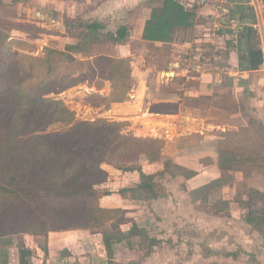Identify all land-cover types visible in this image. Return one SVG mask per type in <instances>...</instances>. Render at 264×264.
<instances>
[{"label": "rangeland", "instance_id": "obj_1", "mask_svg": "<svg viewBox=\"0 0 264 264\" xmlns=\"http://www.w3.org/2000/svg\"><path fill=\"white\" fill-rule=\"evenodd\" d=\"M17 1H22L23 6L28 5V9L31 10L25 9V11H22V7H14V4L18 3ZM229 1L231 0H224L223 4L227 6ZM240 3L249 9L247 13L249 16L251 15L250 20L253 17L256 18L253 22L255 24L252 25L254 34L251 37V49L247 47L246 37L241 35L244 34L245 30L234 37L230 35L231 40L226 41L224 45L223 43H216L218 50L221 49V53L224 51L223 59L215 62V67L217 66L219 70L224 72L216 81L219 85L217 91H213L214 94L209 96L182 95L180 101L183 104L177 112L178 114L181 112L189 114V117H205V120L212 125L211 129H208V134L209 136H215L214 143L217 144L216 147L237 154L234 161L228 156L225 157L226 163L231 164L230 168H219L221 172L218 169L211 172V170L209 171L211 168H207L211 160L208 157L186 160L180 159L179 156V159H176L177 156L174 153L172 154L174 146L171 147L170 144L166 146L165 139L159 136L171 137L180 134L181 130L186 132L190 129L185 127H182V129L175 124L176 128L171 130L167 124H163L162 127L151 128L144 123V113L149 110L147 108L143 109V107L146 106V103L151 102L154 95L153 90H156V93L159 91L160 97L164 98L170 97L175 87V84L169 83L166 77L172 76L171 71L176 65L174 55V53H177L176 47L171 50L164 49V47L156 49L155 46L147 42H140L139 39L132 40L134 46L132 51L136 57L128 56V61L133 66V70L135 69L136 72L138 66L141 68L151 67L152 69V72L148 75L149 88L143 86L139 92V98L141 99L133 97L134 92L139 90V86L143 82L139 76L132 75L130 89L123 101H111L110 97L117 93V89L113 87L110 79H102L92 70L87 71L88 78L86 80L60 92L47 94L63 99L66 105L75 111L76 119L95 120L105 118L112 121H122L124 122L123 132L137 137L159 138L162 142V148L157 161H162L161 164H164L163 170H165V162L169 163L175 160L188 163L200 170L204 167L202 171L205 173L190 182L189 180L184 181L182 177L176 176V178L169 174L163 175L161 180L157 182L156 187L159 197H156L151 191H145L144 194L141 193L142 195L134 192L131 194L133 198L131 200H142V197H145L144 200L148 203L133 209L120 208V211L110 218L114 220L113 224H119L130 217L133 218V215L127 214L144 213V215L153 216L155 225L150 227L155 226L156 229H151L150 234L149 231L145 232L143 230L139 237H145L142 241L146 242L152 238H150L151 235H156V232H158L161 240H172L174 242L170 244L172 247L165 245L167 246L165 248H173L172 250L165 249L166 253L160 255L164 264H183L185 261H190L187 264H264L263 219L259 223L249 221L253 212L255 215L264 216V43L256 10L253 9V1L241 0ZM259 3L262 9L264 26V10L260 0ZM248 6L251 7L248 8ZM41 9L40 0H8L6 2L0 0V18L33 22L43 28V30H39L32 35H27V33L18 30L11 32L12 36L25 39L32 45V47L27 48L15 47L20 52L31 54L39 59L46 56V47L62 50L67 43L80 41L83 50L77 53L73 52L75 58L87 60V58H92L97 54L121 56L118 55L120 52L115 41L109 39L108 36L104 37L107 34L106 30L100 31L101 35L98 33L95 36L89 34L88 38L84 39L69 36L66 31L60 29L61 24L59 23V21L65 22L66 16L61 14L58 16L57 12L51 10L52 12H49L54 20H49L39 13ZM238 9H234L235 15L232 10L230 14L237 18V23L242 24L246 22L247 18L241 19L242 15L239 12L240 9ZM76 28L82 30L79 27ZM208 30L205 29V31L196 32L194 35L189 36L191 38L189 42L193 45H189L185 51L187 50L188 54H192V51L199 52L206 58L201 56V60L196 59L194 67H191L192 71L197 72L202 69L204 62L210 65L211 57L213 58V54L216 52L217 46L208 43L210 39V31ZM227 30L230 32V28ZM240 30L242 31V29ZM96 37L98 39H95ZM260 49L261 57H257ZM88 53L91 54L88 55ZM53 56L58 57L57 54ZM142 57H145L146 60H143ZM59 65L61 74L70 71H73V74L77 72V69L68 68L69 63L67 61L60 60ZM232 70H235V74L228 75L227 72ZM162 76H165L164 81H162ZM195 81L196 79L192 80L190 85H193ZM146 89L148 95L143 104V94ZM98 95L107 96L108 99L102 100ZM165 117L167 116H151L155 122H163L169 119ZM170 117L173 120L172 115ZM192 119L196 120L195 118H189L188 121ZM200 124H197L199 125L197 129H203L202 126L204 125H202V122ZM70 126L71 124L58 121L50 124L48 131H65ZM186 144H188V141ZM145 161V159H141L135 164L144 170ZM120 162H116L117 165L109 163L112 166H107L106 163L108 162H104L102 166H105L104 168H119L118 164ZM133 170H138V168ZM145 170H156V168L145 167ZM196 181L203 182V185L198 189L193 188V185H191ZM116 187L118 185H115ZM110 188H113V185L107 187L105 185L100 190L95 185V189L99 190L100 193H104ZM153 197L156 199H150ZM220 197L229 198L231 207L215 214L212 205ZM105 221L100 223L104 224ZM24 234L20 233L12 237L10 239L12 244H7L5 247L0 245L1 248L10 250L8 253L10 256L9 264H16L15 259L18 257L17 245L28 246V243H30ZM141 246L142 249L146 247ZM96 248H98L96 253H105L104 250H108L109 247L105 244L103 250H101V246ZM149 251H144V254L147 255ZM121 253H123V250ZM133 254L140 256L139 252ZM33 256L31 261L35 264L37 260ZM1 261L5 260L0 258V264H2Z\"/></svg>", "mask_w": 264, "mask_h": 264}, {"label": "trees", "instance_id": "obj_2", "mask_svg": "<svg viewBox=\"0 0 264 264\" xmlns=\"http://www.w3.org/2000/svg\"><path fill=\"white\" fill-rule=\"evenodd\" d=\"M194 20L195 12L180 0H163L151 9L142 38L162 42L169 50L168 44L174 41L178 31L192 27ZM65 24L67 35L80 39L88 38L89 34L101 35L104 29L100 21L69 16L65 17ZM76 27H85L89 32L78 31ZM15 30L32 35L43 28L33 22L0 18V245L12 244L10 239L20 233L37 236L50 231L90 228L113 217L120 208L103 207L102 193L95 189L96 184L108 177L102 166L104 162L117 165L121 161L118 167L123 170L138 168L139 183L121 189L122 193L147 189L156 197L157 182L163 175L182 177L186 181L198 173V169L177 161L165 162L164 171H144L135 163L141 159L156 161L160 157L159 138L123 132L122 121L76 119L75 111L63 99L47 95L86 80L87 71L92 70L98 77L110 79L117 89L111 101H123L132 78L128 57L97 54L87 60L78 59L73 55L83 50L78 41L67 43L62 50L46 47V56L37 59L15 48L32 47L27 40L12 36ZM128 31L127 26L120 25L106 35L121 42ZM253 34V26H247L241 34L250 49ZM258 54L261 57V49ZM60 60L67 61L68 68L77 72L61 74ZM58 121L71 126L65 131H48V126ZM226 156L233 161L237 158L235 152L218 148L219 168L231 167L225 161ZM230 207L231 200L224 197L212 205L214 213ZM261 219L264 222V216L253 212L249 221L259 223ZM17 246L16 264H32V248ZM2 249L0 258L5 261L1 262L9 264L10 250ZM108 254H112L110 250Z\"/></svg>", "mask_w": 264, "mask_h": 264}, {"label": "crops", "instance_id": "obj_3", "mask_svg": "<svg viewBox=\"0 0 264 264\" xmlns=\"http://www.w3.org/2000/svg\"><path fill=\"white\" fill-rule=\"evenodd\" d=\"M1 1L6 2L8 0ZM231 1L232 2L230 4V8L233 14L235 13L234 9L239 8V12L243 16V18H247L250 20L251 15L249 16V14L247 13L249 9L242 6V3H240L241 0ZM260 1L264 10V0ZM17 2V4H14V7L20 6L22 7V11H25V9L31 10L28 9V5L23 6L22 1ZM162 2L163 0H40L42 9L40 10V12H38L43 14V16L49 20H54V17L51 16L49 12L51 10L57 12L58 16L61 14L63 16H69L72 18L83 20H97L103 23L104 29H102V31H115L120 25H125L129 29L126 39L121 42L114 40L116 46L118 47V51L120 52V54L118 55H121L118 57H136V55L132 51V47H134V40L139 39L140 42H147L148 44L155 46L156 49L162 48L165 45L162 42H152L150 40L142 38L144 26L146 20L150 17L151 9L154 6L161 5ZM180 2L185 5L186 8L193 10L189 6V0H180ZM8 5L11 7L10 4ZM193 11L195 12L194 25L186 30L181 29L180 31H178L174 41L168 44L169 50L176 47L178 53H174L176 60V65L172 70L174 73L172 74V76L166 77V80H168L169 83L171 82L175 84L171 96L162 98L160 97V94H158L159 91L156 93V90H153L154 95L151 98V102L146 101L149 103H146V106L143 107V109L147 108L150 112L158 114L157 116L172 115L173 124L177 125L179 128L185 127L187 129L189 118H195L196 123L198 122L199 124L200 122H202V125H204L202 126L203 129L189 128V131L182 132L181 130L180 134L171 137L158 136L165 139L164 141L166 146H168L167 144H170L171 147L174 146V149H172V154L174 153V155L177 156L175 157L176 159H179V156L180 159L186 160H196L199 158L208 157L211 159L207 167L211 168L209 169V171L211 170V172H213L214 170L218 169V171L221 172L219 166L217 165L218 147H216L217 144L214 143L215 136H209L208 134V129H211L212 125H210V123H208L203 116L189 117V114H186L184 112H181L180 114L177 113L179 108L183 104V102L180 101L182 95L200 97L203 95L209 96L214 94L212 92L217 91L219 86L216 81H218L219 77L224 73L222 70H219L217 66L215 67V62L221 61L224 57V51H222L221 53V49L219 50V57L216 59L214 57H211L210 65H207L206 62H204V67L199 71L195 72L192 71L191 68L187 67L186 61L188 60V57H186L187 50L185 51V49L189 45H193V43L189 42L191 39L189 38V36L192 34L194 35L196 32L198 33L200 31H205L204 28H207V26H209L207 18L209 17V13L212 11V9L211 7H200L197 10ZM59 23L61 24L60 29L62 31H66L65 22L59 21ZM79 28L82 29L81 31L83 32L87 31L85 27ZM78 31L80 30L78 29ZM106 36L108 35L105 34L104 37ZM211 39L212 38L210 37V39L208 40L209 45H216L210 42ZM230 40L231 39L229 37H226L220 40L219 43H223L224 45L226 41L229 42ZM214 54H217V51ZM114 56H116V54H114ZM142 58L143 60H146L145 57ZM203 58H205V56ZM139 63H137V65H139ZM150 72H152L151 67L141 68L138 66V70L135 72V69L133 70L132 66V75H137L140 79L143 80V82L139 86V90L137 92H134L133 97L141 99L139 98V92L142 90L141 88H143V86L148 87V75ZM227 74L234 75L235 70L228 71ZM164 78L165 76H162V81H164ZM194 79H196V81L193 82V85H190V82ZM147 95L148 90L146 89L144 90L143 94V104L144 100L147 99ZM215 130L216 129L214 128V131ZM187 141L188 144H186ZM175 161L180 162L179 160ZM161 162L162 161L159 162V160H146L143 165L144 171H164L162 169L164 168V164H161ZM106 165L112 166L109 163H106ZM185 165L196 168L189 165L188 163H185ZM145 167L156 168L157 171L145 170ZM203 168L201 170L198 169V173L188 179L189 182L197 179L200 175L205 173L204 171H202ZM104 169L108 172V177L105 181L96 184V187H99L100 190L105 187V185L106 187L109 185H113V188H110L109 190L102 193L100 197V204L103 207L133 209L135 207H140L141 205H145V203H148L144 200L146 199L145 197H142V200H131L133 199L131 194L135 192L142 195L145 193V191L150 190L135 189L123 193L119 192L123 188L134 187L139 183L140 172L138 170H122L119 168ZM115 185H118V187L115 188ZM191 185H193V188L198 189L203 185V182L196 181V183H193ZM150 199L155 200L156 198L153 197ZM135 204L136 206H134ZM127 215H133V218L130 217L129 219H126L125 222L123 221V223L120 222L119 224H113L114 220L110 219L105 221L104 224L100 223L103 225L97 224L90 228H74L62 231H50L47 234L37 236L27 233H25L24 235L26 239L31 243H28V246L32 248L34 255L33 257L35 258V260H37L35 264H164L162 256L160 255L161 253H166L165 249L172 250L173 248L165 247H172L170 244L174 242L172 240H161L158 236V232H156V235H151V239L143 242L142 239H144L145 237L140 238V233L145 230V232L149 231L150 234L151 229H156L155 226L150 227L152 225H155L154 217L148 214L144 215V213H139L137 215L136 213ZM106 239L109 240L108 244L105 243ZM105 244L107 247H109L107 248L108 250L105 249V253H96V250L98 249L96 247L101 246V250H103ZM141 245L146 246L144 247L145 249L140 248L142 247ZM109 250L112 253L111 255H109L108 252L106 253V251ZM122 250L123 253H121ZM144 251H149V253L145 255ZM117 252L119 253L117 254ZM135 252H139L140 256H136L135 254H133ZM189 262L190 261H185L183 264H187Z\"/></svg>", "mask_w": 264, "mask_h": 264}, {"label": "built area", "instance_id": "obj_4", "mask_svg": "<svg viewBox=\"0 0 264 264\" xmlns=\"http://www.w3.org/2000/svg\"><path fill=\"white\" fill-rule=\"evenodd\" d=\"M224 0H189V6L193 10H197L200 7H211L212 11L209 13V17L207 15V19L209 22V26L204 29H209L208 31L210 34V37L212 38L210 40L211 43L216 44L219 43L220 40L223 38L234 37L235 35H238L240 32L242 33L247 26H252L253 23L251 20L247 19L246 22L239 24L237 23V18L235 16H232L230 14L231 8L230 4L232 1L228 2V5L225 6L223 4ZM242 19V18H241ZM228 28H230V32H228ZM242 29V31L240 30ZM217 46V45H216ZM217 54H214L213 57L216 59L219 57V50L218 46L216 48ZM189 53V52H188ZM188 60L186 61L187 67L191 68L195 65L196 59L201 60V56L204 57L199 52L192 51V54H188Z\"/></svg>", "mask_w": 264, "mask_h": 264}, {"label": "bare ground", "instance_id": "obj_5", "mask_svg": "<svg viewBox=\"0 0 264 264\" xmlns=\"http://www.w3.org/2000/svg\"><path fill=\"white\" fill-rule=\"evenodd\" d=\"M157 116L158 114H155V113H152V112H149V111H146L144 113V116H145V119H144V123L146 124V126L148 127H162L163 124H167L169 129H174L176 128L173 124V120H171L172 118L170 117L171 115H166L167 117L165 118H169V119H166L165 121L163 122H155L151 116ZM187 128H195L197 129L198 128V125L196 123V120L192 119L189 121L188 125H187Z\"/></svg>", "mask_w": 264, "mask_h": 264}, {"label": "water", "instance_id": "obj_6", "mask_svg": "<svg viewBox=\"0 0 264 264\" xmlns=\"http://www.w3.org/2000/svg\"><path fill=\"white\" fill-rule=\"evenodd\" d=\"M253 1H254V3H253L254 7L256 9V14L258 17V24L260 25V28H261V34L263 36V43H264V26H263V16L261 13V7H260L258 0H253ZM171 73L173 74L174 72L171 71Z\"/></svg>", "mask_w": 264, "mask_h": 264}]
</instances>
